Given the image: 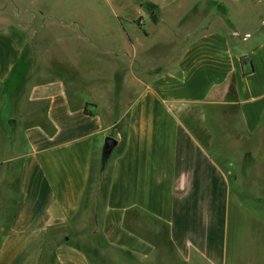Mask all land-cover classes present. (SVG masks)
<instances>
[{
	"label": "crops",
	"instance_id": "1",
	"mask_svg": "<svg viewBox=\"0 0 264 264\" xmlns=\"http://www.w3.org/2000/svg\"><path fill=\"white\" fill-rule=\"evenodd\" d=\"M30 7L0 0V264H264V0H150L117 54Z\"/></svg>",
	"mask_w": 264,
	"mask_h": 264
},
{
	"label": "rangeland",
	"instance_id": "2",
	"mask_svg": "<svg viewBox=\"0 0 264 264\" xmlns=\"http://www.w3.org/2000/svg\"><path fill=\"white\" fill-rule=\"evenodd\" d=\"M41 7L31 8L32 11L39 9L41 14H45V33L50 34L55 29L63 32H76L79 36H85L83 34H90V30L95 32L97 36L98 45L102 50H110L113 54H117L119 49V40L114 36V33L119 31V27L126 28L133 35H143V30H149L148 27L151 23L145 20L147 23L143 25V18L137 19L135 22H127L129 18L135 16V12L139 9H146L145 6L150 0H38ZM144 4V7L140 6ZM102 17V18H101ZM119 17V19H118ZM40 21V20H39ZM126 21V22H125ZM44 22L41 23V26ZM52 28L54 30H52ZM55 30V31H56ZM120 34V33H119ZM118 33L115 35H119ZM122 34V33H121ZM84 40L76 41L73 45L75 52L81 47V43ZM144 43L151 42L153 39H143ZM158 40H153L157 43ZM87 42V41H86ZM90 45V44H89ZM98 45L93 47L97 49ZM90 48V47H89ZM82 58L81 65L84 66V62L88 59L87 54ZM114 55L107 56L105 61H101V64H107L111 62L115 64L118 60L114 59ZM81 58V57H80ZM111 58V59H110ZM122 62L121 60H119ZM108 63V64H111ZM80 73V72H78ZM105 140L103 142V145ZM90 187V197L87 201L85 208V215L78 221L79 235L87 238L89 233L91 234L95 229V223L103 208L104 194L108 184V174L106 170L99 177H95ZM90 229H87V228ZM88 239V238H87Z\"/></svg>",
	"mask_w": 264,
	"mask_h": 264
},
{
	"label": "water",
	"instance_id": "3",
	"mask_svg": "<svg viewBox=\"0 0 264 264\" xmlns=\"http://www.w3.org/2000/svg\"><path fill=\"white\" fill-rule=\"evenodd\" d=\"M117 145L118 141L114 137L110 136L105 139L101 160L103 169L106 167L108 160L110 159V156Z\"/></svg>",
	"mask_w": 264,
	"mask_h": 264
},
{
	"label": "trees",
	"instance_id": "4",
	"mask_svg": "<svg viewBox=\"0 0 264 264\" xmlns=\"http://www.w3.org/2000/svg\"><path fill=\"white\" fill-rule=\"evenodd\" d=\"M154 18V20H155V17H153Z\"/></svg>",
	"mask_w": 264,
	"mask_h": 264
}]
</instances>
